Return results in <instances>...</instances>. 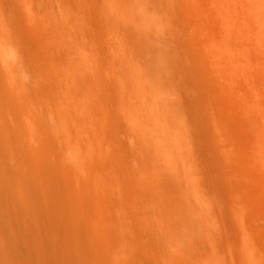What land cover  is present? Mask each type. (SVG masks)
Listing matches in <instances>:
<instances>
[{
  "label": "rangeland",
  "instance_id": "374dc122",
  "mask_svg": "<svg viewBox=\"0 0 264 264\" xmlns=\"http://www.w3.org/2000/svg\"><path fill=\"white\" fill-rule=\"evenodd\" d=\"M146 5L170 17L165 41L145 35ZM212 9L228 10L229 38ZM263 17L264 0H0V264H249L251 235L264 253ZM199 24L226 45L221 90L211 88L252 161L235 169L249 185L241 204L190 57ZM142 122L185 143L181 175L167 172L161 138L146 140ZM20 136L23 229L2 146Z\"/></svg>",
  "mask_w": 264,
  "mask_h": 264
},
{
  "label": "bare ground",
  "instance_id": "6f19581e",
  "mask_svg": "<svg viewBox=\"0 0 264 264\" xmlns=\"http://www.w3.org/2000/svg\"><path fill=\"white\" fill-rule=\"evenodd\" d=\"M140 6H143V5H140ZM207 10L208 9H204V8H196V9L190 8V9L185 10V12L187 15L194 17L198 14L200 15L202 13L207 12ZM19 11L23 12V9L20 8ZM212 11L213 12L215 11L217 14L220 13L222 15L223 20H224L223 23H225V24H222L225 27L224 31H223V38L227 39V37L229 36V28L228 27L231 23L230 22L228 24V21L226 18V16H227L226 13L228 10L220 9L219 13L217 12L216 9H212ZM139 12H143L145 14V17H146L144 25H143V31L145 32V35H147L150 38H156V39H161V40L165 41V36H164L165 32L166 31L168 32L170 30V17H167V16H165V18L159 17L157 14V9L150 7L148 5H146L144 7H140ZM27 13L29 15H33V12L31 10H28ZM195 13H197V14H195ZM225 14H226V16H225ZM230 17H229V19L231 21ZM196 18H197V16H196ZM202 23H203V21L201 22V24ZM201 24H199L200 26L196 27L195 31L188 38V44L192 50L190 57L193 58V61L196 60V62H197L196 63L197 65L194 62L195 75L202 81L203 85L205 84V86H206V88H205V91L207 92V93H205V94H207L206 105L209 107V108L208 107L207 108L210 110V112L213 114V116L215 117V120H216L215 132H214L215 133V135H214L215 140L220 145H222L223 148L226 146V151L224 152L226 154L225 161L228 163L229 168L232 170V173H228L229 182L226 184V186L229 188L230 191L234 190L236 192L235 199L238 196V199H236V200L239 201L240 199H242V200L244 199L241 197V195L243 196L241 191L244 190L242 188H244L247 183L244 180L242 175H238V173L236 172L235 169L237 167L240 168L242 166V164L244 163L243 161H246V163L249 165L248 161H249V159L251 160V158L249 156V159L245 160V158L243 156L244 155L246 156V154L243 155V153L238 151V146H240V145H238L236 143L237 138L235 137V135H233V133H235V132H233V130L231 131V128H230L233 126H232V124L230 125V121H227L226 119L224 120L223 116L221 114V112H223L224 105L226 107L227 103L224 102V104H223L221 96L220 97L216 96L215 93L212 91V88H211L212 83H214V81L217 82L216 80L220 79V77H218V79H216L217 73L225 70L224 69L226 67L225 66V58L227 59V57H228L227 55L224 56L226 54V52L224 53V49H225L224 47L226 45L223 48H221V46H220L221 43L219 44V42L217 41L218 39H216V36L218 35L216 32H220V29H219V31H217V30L215 31V33L217 35L215 33H214L215 35H213V33L209 34L208 32H210L211 30L209 31L207 29L208 30V32H207L205 30V28L202 27L203 25H201ZM263 24H264V17H263ZM216 26H217V24H216ZM223 26H220V27H223ZM217 27L220 28L219 26H217ZM217 27H215V28H217ZM210 29H212V28H210ZM219 35H220V33H219ZM219 41H220V39H219ZM44 51H46L49 55V53H50L49 45L44 44ZM228 51L230 52V50H228ZM228 60H229V58H228ZM49 66H50L49 69H46V70L43 69V74L46 76V78L51 77L52 79L50 78V80H53V77H55V73L53 72V70L51 68L52 67L51 63L49 64ZM219 74H221V73H219ZM220 82H221V80H220ZM219 83L217 82L213 86H216V84L218 86ZM224 85H225V83H224ZM219 86H221V84ZM219 86H218V88H219ZM223 90H224V88H223ZM146 98L147 97H145L144 99H146ZM158 102H159V100L157 99L156 103H158ZM233 109H235V108H233ZM227 110H229V109L227 108ZM230 112H232V111H230ZM153 127H154V129H151L147 123H145V122L141 123V129L143 131L144 138L147 140V139H151L152 137H155V136L156 137L160 136L161 140L158 144L159 145L158 147L160 148V152H161L162 156L164 157L163 164L166 167L167 172L171 173V172L175 171L178 174V176L181 175L182 173L181 172L178 173V171H177L178 170V168H177L178 155L180 153V150L185 149V143L181 140V138L179 136H174L173 141H172L171 138L168 136L169 133L163 129L161 122L160 123L158 122L157 125L153 124ZM73 130L74 129L70 128L68 130V134H70L71 131H73ZM241 143H243V142L240 141L239 144H241ZM2 146L4 147V149L6 150L8 155H12L11 158H12L13 166H12V170H10V171H11L12 176L14 177L15 185L18 186V192L20 193L19 195H21L20 204L16 203V206L13 208V210L17 216V219H18L17 224H21V226H22L21 228L23 229V136L14 137V138L8 137V139L3 140ZM238 152L241 153L240 156H239ZM241 155H243V156L241 157ZM241 158H243V159H241ZM246 158H248V157H246ZM249 162L251 164L252 161H249ZM238 165H241V166H238ZM244 166L246 168L249 167V166L247 167L246 164H244ZM244 166H242V167L245 169ZM242 167L240 168L241 170H243ZM247 186H249V185L247 184ZM234 191H233V193H235ZM197 194L201 198L202 202L206 203V197L203 195V193L198 191ZM248 200H246V201H248ZM239 202H240V204L242 203L241 200ZM46 203H47V207L49 210V215L52 216L53 218H56L55 217V201H54V197L52 194L48 195V197L46 198ZM249 203L250 202L248 201L247 204H249ZM243 204H246V203H244V201H243ZM236 205H237V202H236ZM242 209H244V208H242ZM246 210H248V209H246ZM240 213H242L241 219L244 220V217L246 218L247 212H245L243 214V212L240 211ZM249 214H250V212H249ZM49 219H50V222H51V220L54 221V219H52V218H49ZM249 219L251 220V217ZM245 221H247V220H245ZM244 223L245 222H243V224ZM245 224L247 226H249V224H247V223H245ZM245 224H244L245 227L242 225L243 226L242 228H246ZM50 226H51V228H50ZM48 227H49V229H52V225H49ZM246 229L248 230L249 227H247ZM246 229H244V231ZM55 230H56V228H55ZM52 235H54V232ZM252 236L253 235H251V239H250V237L248 238L245 235V237L248 239H245L242 241V243L244 242L243 244H245L247 251H248V254H249L248 259H249L250 263H249V261H248V263L249 264H264L263 250L257 244L258 242H256V240H255L257 238H255L253 236L254 239L252 240ZM55 245L51 246L52 252L56 251ZM205 264H213V263H212V261L208 260L205 262Z\"/></svg>",
  "mask_w": 264,
  "mask_h": 264
}]
</instances>
